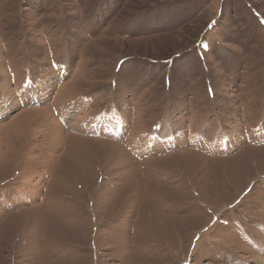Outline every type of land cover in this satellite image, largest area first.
<instances>
[{"label":"rangeland","instance_id":"rangeland-1","mask_svg":"<svg viewBox=\"0 0 264 264\" xmlns=\"http://www.w3.org/2000/svg\"><path fill=\"white\" fill-rule=\"evenodd\" d=\"M0 264H264V0H0Z\"/></svg>","mask_w":264,"mask_h":264}]
</instances>
